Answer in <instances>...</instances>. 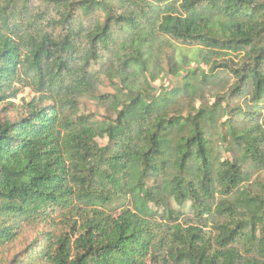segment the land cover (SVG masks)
Instances as JSON below:
<instances>
[{
	"label": "trees",
	"instance_id": "1",
	"mask_svg": "<svg viewBox=\"0 0 264 264\" xmlns=\"http://www.w3.org/2000/svg\"><path fill=\"white\" fill-rule=\"evenodd\" d=\"M40 1L0 0V106L34 94L0 117V264H264V0ZM106 55L140 83L99 121Z\"/></svg>",
	"mask_w": 264,
	"mask_h": 264
},
{
	"label": "rangeland",
	"instance_id": "2",
	"mask_svg": "<svg viewBox=\"0 0 264 264\" xmlns=\"http://www.w3.org/2000/svg\"><path fill=\"white\" fill-rule=\"evenodd\" d=\"M40 3H41L40 0H31V4L35 7L39 6ZM161 54H162L161 55L162 60L155 65L156 66L155 69L156 71H158L159 68L162 67L164 70H166L165 72H167L168 63H169V59H171V55L168 50L167 51L165 50V48L161 49ZM113 59H114L113 57H109V55H106V58H103V60L99 61L97 64L96 63L92 64L90 71L93 74H96L98 78L97 92H96L97 97L95 99H92L91 97H83L79 100V110L81 114L92 116L94 119L101 121L102 119L106 118L109 115L106 110L107 97L115 94V89L120 87L119 84L122 79L124 80V82H127L132 86L135 85V83H140V80H136L134 78H131L130 76H124L122 74H118L119 75L118 78H113L111 74L115 72V69L113 68L112 65L117 66L113 61ZM159 80L156 81V84L154 85L153 93L156 96L159 95L163 90L170 89L171 87H173L176 81H178L176 78H173L171 76H164L161 79L162 81ZM33 97L34 94L31 92L30 89L28 88L22 89L21 93L15 99H12L10 101L12 105H8L6 103L0 106V117L1 118L7 117L10 119L17 118L18 115L21 113V108L23 107V105L31 101ZM203 101L209 102L210 97L206 96ZM234 105L235 104L232 103V106ZM187 109H189V106L185 110L187 111ZM260 177L261 180L264 182V172L260 175ZM174 207L177 209L176 206ZM30 237L33 238L32 235H30Z\"/></svg>",
	"mask_w": 264,
	"mask_h": 264
}]
</instances>
